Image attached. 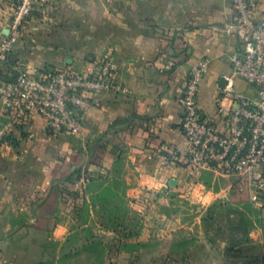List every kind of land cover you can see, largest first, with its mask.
Here are the masks:
<instances>
[{"label":"crops","instance_id":"crops-1","mask_svg":"<svg viewBox=\"0 0 264 264\" xmlns=\"http://www.w3.org/2000/svg\"><path fill=\"white\" fill-rule=\"evenodd\" d=\"M149 1L154 5L149 27L130 28L128 18L115 22L110 12H99L94 27L62 34L66 36L59 42L64 45L59 55L46 54L38 47L46 40L34 35L25 36L26 47L19 43L13 61L23 68L86 72L109 56L119 66L122 91L105 94L86 107L79 133L47 132L39 116L29 126L0 119V254L43 260L49 255L47 220L76 202L85 180L111 176L117 166L136 171L137 196L159 197L154 201L158 208L168 201L172 212L178 210L174 198L209 205L233 196L230 178L189 172L190 147L180 102L188 73L209 61L198 103L205 117L218 130L224 129L219 105L229 108L231 103L224 100L221 80L232 74L230 56L239 46L225 30L234 15L231 0ZM254 1L257 18L264 19V0ZM12 3L0 0V25ZM138 3L145 10L146 0ZM235 85L254 95L244 81L236 79ZM10 135L15 144L7 140ZM162 156L180 161L173 164ZM177 222L178 217L169 219L172 228L179 226ZM250 238L264 246V226L253 229Z\"/></svg>","mask_w":264,"mask_h":264},{"label":"rangeland","instance_id":"rangeland-1","mask_svg":"<svg viewBox=\"0 0 264 264\" xmlns=\"http://www.w3.org/2000/svg\"><path fill=\"white\" fill-rule=\"evenodd\" d=\"M127 2L40 0L26 37L43 38L46 42L38 47L56 56L64 49L59 42L94 27L99 12H110L115 22L128 18L134 29L152 25V1L146 0L145 10L138 0ZM129 173L117 166L111 176L84 181L76 202L47 220L49 255L43 260L0 254V264H264V246L250 238L253 229L264 226V193L257 201L232 194L209 205L178 197L173 200L178 210L172 212L168 201L158 208L154 203L159 197L137 196L140 181L136 171ZM177 217L179 226L172 228L169 219Z\"/></svg>","mask_w":264,"mask_h":264},{"label":"built area","instance_id":"built-area-1","mask_svg":"<svg viewBox=\"0 0 264 264\" xmlns=\"http://www.w3.org/2000/svg\"><path fill=\"white\" fill-rule=\"evenodd\" d=\"M40 0H13L10 13L0 25V119L29 126L36 116L47 132L79 133L86 107L108 93H119V66L103 57L86 72L72 68H23L13 61L26 36V28ZM233 19L225 30L239 40L230 56L232 74L224 76L221 89L226 108L219 112L224 129L218 130L202 112L199 92L209 71L202 61L186 76L180 98L182 128L190 147L186 160L191 175L211 172L231 180L233 195H249L257 201L264 191V19L257 18L254 0H231ZM240 79L254 89L248 96L236 88ZM165 161L169 158L162 156ZM180 160L171 159L176 164Z\"/></svg>","mask_w":264,"mask_h":264},{"label":"trees","instance_id":"trees-1","mask_svg":"<svg viewBox=\"0 0 264 264\" xmlns=\"http://www.w3.org/2000/svg\"><path fill=\"white\" fill-rule=\"evenodd\" d=\"M7 140L11 141L12 144H15L14 138L11 135L7 137ZM263 193H264V191H263Z\"/></svg>","mask_w":264,"mask_h":264},{"label":"water","instance_id":"water-1","mask_svg":"<svg viewBox=\"0 0 264 264\" xmlns=\"http://www.w3.org/2000/svg\"><path fill=\"white\" fill-rule=\"evenodd\" d=\"M221 85H222V89L225 87V85L227 84V82H226V80L223 78L222 80H221Z\"/></svg>","mask_w":264,"mask_h":264}]
</instances>
